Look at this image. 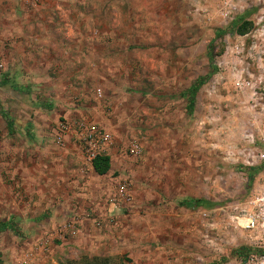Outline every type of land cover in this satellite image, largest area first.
<instances>
[{"label":"rangeland","instance_id":"374dc122","mask_svg":"<svg viewBox=\"0 0 264 264\" xmlns=\"http://www.w3.org/2000/svg\"><path fill=\"white\" fill-rule=\"evenodd\" d=\"M0 223V264H264V0H0Z\"/></svg>","mask_w":264,"mask_h":264},{"label":"trees","instance_id":"16d2710c","mask_svg":"<svg viewBox=\"0 0 264 264\" xmlns=\"http://www.w3.org/2000/svg\"><path fill=\"white\" fill-rule=\"evenodd\" d=\"M239 21H241L239 23ZM252 27V23L248 20H243V15L239 16L234 20L231 27L226 29H220L216 32V36H220L226 32H234L238 35L246 34ZM213 50H209L206 53V56L209 61V65L211 67V71L202 77H199L194 81V83L190 86V90L192 95L204 84L208 81L209 77L216 71V65L214 62V56L212 54ZM92 168L94 172L98 175L106 174L110 169V157L107 154H97L91 161ZM254 172V171H253ZM203 201L201 200H187L184 202L185 205L192 206V205H201ZM6 224L0 223V228L5 227ZM236 254L240 255L242 252L240 250H234ZM108 261L101 260L98 257H94L91 260L86 261L84 264H108Z\"/></svg>","mask_w":264,"mask_h":264},{"label":"built area","instance_id":"2783aa9c","mask_svg":"<svg viewBox=\"0 0 264 264\" xmlns=\"http://www.w3.org/2000/svg\"><path fill=\"white\" fill-rule=\"evenodd\" d=\"M74 129L83 140V148L85 150L86 157L90 162L97 154H101L102 151L106 150L108 145L111 143L110 134L100 127L86 124L84 122H77L74 125ZM60 138L61 136L58 139ZM129 151L131 153L137 154V144L133 142ZM126 189L127 187L125 184L120 185L121 194L126 195ZM126 199H129V195H127Z\"/></svg>","mask_w":264,"mask_h":264}]
</instances>
